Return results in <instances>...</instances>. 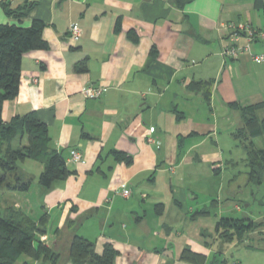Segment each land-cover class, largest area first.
<instances>
[{
	"label": "crops",
	"instance_id": "0c3cea01",
	"mask_svg": "<svg viewBox=\"0 0 264 264\" xmlns=\"http://www.w3.org/2000/svg\"><path fill=\"white\" fill-rule=\"evenodd\" d=\"M25 4V15L6 12ZM35 19L45 23L47 46L24 54L19 94L2 117L35 111L74 173L49 189L37 182L35 194L11 192L9 201L35 219L46 214L42 238L64 254L77 233L98 253L112 243L115 264H215L219 221L244 210L238 167L249 181L247 152L234 137L242 116L230 103L264 101V62L225 56L226 24L263 25L264 0H0V23ZM73 25L81 36H72ZM87 84L102 95L87 98ZM151 128L159 146L148 140ZM73 149L84 162L71 160ZM202 209L209 214L193 216ZM185 249L205 257L182 259Z\"/></svg>",
	"mask_w": 264,
	"mask_h": 264
},
{
	"label": "trees",
	"instance_id": "16d2710c",
	"mask_svg": "<svg viewBox=\"0 0 264 264\" xmlns=\"http://www.w3.org/2000/svg\"><path fill=\"white\" fill-rule=\"evenodd\" d=\"M192 0H176L184 6ZM32 4H25L18 10L7 9V14L21 16L27 14ZM44 21L35 19L29 26L16 23H0V264H61L64 258L74 264H115L118 250L107 242L103 251H96V243L89 238L75 233L70 244L63 250L49 245L42 235L47 233L48 217L46 214L35 219L28 212L10 200L9 193L30 190L33 178L22 172L21 163L33 159L43 163L38 183L49 189L53 183L65 179L74 171L67 164L62 152L51 146L48 126L35 111L4 121L2 110L7 100L15 98L20 91L22 60L30 50L44 48ZM78 70H86L84 63L77 65ZM231 106L241 112L242 125L234 137L238 145L247 152L248 176L250 181L264 183V148L256 144V139L264 136V101L241 105L231 102ZM25 139V141H23ZM118 160L130 163L132 156L113 149ZM202 209L193 216L207 215ZM248 215L242 218L223 217L217 225L219 238L223 241L239 240L258 226H262ZM182 259L201 262L204 255L185 249Z\"/></svg>",
	"mask_w": 264,
	"mask_h": 264
},
{
	"label": "rangeland",
	"instance_id": "374dc122",
	"mask_svg": "<svg viewBox=\"0 0 264 264\" xmlns=\"http://www.w3.org/2000/svg\"><path fill=\"white\" fill-rule=\"evenodd\" d=\"M23 141H25V139ZM255 141L258 147L264 148V136L258 137ZM237 157L236 159L240 161L241 156ZM32 162L34 165L30 166L29 163H25L22 170L25 168L28 171L29 177L34 179L30 192L35 194L38 177L42 171L40 169V164L43 163L40 161ZM22 164L23 163H21V166ZM241 168L242 167L237 168L238 171L236 172L237 176L235 183L237 182V186L241 184V186H239L241 191L239 193L237 190L239 193L237 197L243 200L242 205L244 210L242 212L234 211V215L237 213L239 217H243L244 214H247L251 220H255L261 225L264 223V183H257L250 180L247 181L248 183L245 182L244 175L240 173ZM225 206L226 203L224 204V207ZM247 232V235L241 240L234 238L231 241L223 242L219 239V244L211 260H214L216 256L215 264H264V224Z\"/></svg>",
	"mask_w": 264,
	"mask_h": 264
},
{
	"label": "built area",
	"instance_id": "2783aa9c",
	"mask_svg": "<svg viewBox=\"0 0 264 264\" xmlns=\"http://www.w3.org/2000/svg\"><path fill=\"white\" fill-rule=\"evenodd\" d=\"M226 27L230 29V34L229 44L223 51L225 56L237 59L244 55H248L255 62H264V51H256V44L258 42H261L264 45V24L261 26H255L249 21L241 20L237 22L230 21L226 24ZM70 33L74 37H79L82 34V27L79 25H73L70 28ZM242 37H244V42L241 41ZM82 92L87 98H97L102 95L103 88L93 84H87L83 86ZM153 132L154 129L151 128L148 140L150 142H156L159 146L160 142L155 140L152 136ZM70 158L73 161L84 162L82 155L75 149L71 150ZM119 189L121 195L124 197H129L132 193V190L127 182H122L119 185Z\"/></svg>",
	"mask_w": 264,
	"mask_h": 264
}]
</instances>
